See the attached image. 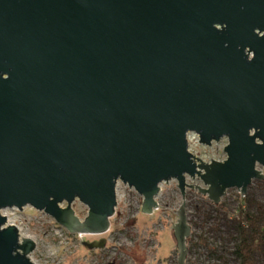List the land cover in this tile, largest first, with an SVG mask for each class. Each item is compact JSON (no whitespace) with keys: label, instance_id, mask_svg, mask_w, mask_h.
Returning a JSON list of instances; mask_svg holds the SVG:
<instances>
[{"label":"water","instance_id":"95a60500","mask_svg":"<svg viewBox=\"0 0 264 264\" xmlns=\"http://www.w3.org/2000/svg\"><path fill=\"white\" fill-rule=\"evenodd\" d=\"M190 133L207 147L225 138V159L195 157ZM256 164L264 0H0V213L30 207L68 234L103 236L118 183L148 216L173 180L183 202L171 229L185 264L186 190L213 205L230 189L245 196L264 181ZM5 224L0 215V264H35L36 243Z\"/></svg>","mask_w":264,"mask_h":264},{"label":"rangeland","instance_id":"374dc122","mask_svg":"<svg viewBox=\"0 0 264 264\" xmlns=\"http://www.w3.org/2000/svg\"><path fill=\"white\" fill-rule=\"evenodd\" d=\"M224 143L225 140H221L213 142L210 147L193 145V154L204 162L222 161L226 156L222 149ZM186 182L202 186L198 180L187 178ZM159 187L161 190L156 198L158 209L148 216L140 211L141 197L126 187L121 188L116 213L110 219V229L103 236L68 234L51 216L30 207L23 208L20 213L15 211L20 221L21 237L36 243V250L29 255L30 260L35 264H177L178 254L171 228L172 223L177 221L175 212L183 198L173 180ZM246 194L257 205L256 208L264 206V185L253 182ZM184 197L194 241L197 242L200 234L207 233V244L192 246L187 252L185 264H239L231 252L235 243L231 221L235 219L239 204L248 211L247 203L240 201L235 189L227 190L218 216L207 196L187 189ZM72 207L79 218L87 214V208L81 202L74 201ZM249 211L253 212L252 207ZM100 238L106 239L102 250H89L81 245L83 239L92 241ZM210 251L216 253V257Z\"/></svg>","mask_w":264,"mask_h":264},{"label":"trees","instance_id":"16d2710c","mask_svg":"<svg viewBox=\"0 0 264 264\" xmlns=\"http://www.w3.org/2000/svg\"><path fill=\"white\" fill-rule=\"evenodd\" d=\"M264 185V181L259 182ZM247 193V192H246ZM238 198L240 201L247 203L248 211L244 209V206L239 204L240 207L236 210L233 223V229L235 237L230 236L233 241V250L231 251L234 255V258L239 264H264V206L256 208L252 199H248V195L245 196L239 195L237 192ZM212 207L215 208L216 215L219 216L220 208L223 206V202H220L217 205H213L212 202H209ZM256 205V206H255ZM243 207V208H242ZM252 207L253 212L249 211V208ZM255 208V212H254ZM206 234H200L197 238V242L194 241V234L186 240L187 243V252H190L192 246L198 243L207 244ZM196 238V239H197ZM214 257L216 253L210 251ZM256 255V256H255ZM222 258V256H218Z\"/></svg>","mask_w":264,"mask_h":264},{"label":"built area","instance_id":"2783aa9c","mask_svg":"<svg viewBox=\"0 0 264 264\" xmlns=\"http://www.w3.org/2000/svg\"><path fill=\"white\" fill-rule=\"evenodd\" d=\"M187 140H188V150H189V152H191V153H193L194 151L192 150V146L193 145H199L200 143H199V140H198V138H197V136L194 134V133H190V134H188L187 135ZM225 140V143H224V146L226 145V143H227V140L224 138L223 139V141ZM201 145V144H200ZM224 146H223V148H224ZM222 148V149H223ZM194 155V154H193ZM195 157H197L196 155H194ZM198 158V157H197ZM208 163L210 162V161H207ZM255 170L257 171V172H260L261 174H264V166H262V165H258V164H256V166H255ZM253 182L254 183H258V184H260L259 182H257V181H252L251 183L253 184ZM124 187H126V189H128V191H133L135 194H137V192H135L133 189H131V188H128L126 185H123V184H121V183H118L117 184V186H116V200H117V205H118V196L120 195V191H121V188H124ZM138 195V194H137ZM240 195V194H239ZM241 196H243V195H241ZM244 197V196H243ZM117 207V206H116ZM116 209V208H115ZM15 211H18L16 208H12V209H2L1 210V213H0V215H2L3 217H6V224L4 225V226H7V225H10V226H15V227H17L18 228V231H19V236H20V238H22L21 237V233H20V231H21V228L19 227V220H18V216H17V213L15 212ZM19 212V211H18ZM20 213V212H19ZM19 221V222H18Z\"/></svg>","mask_w":264,"mask_h":264}]
</instances>
